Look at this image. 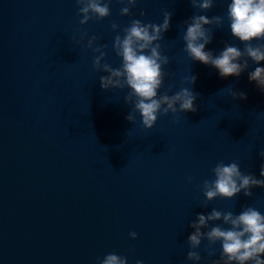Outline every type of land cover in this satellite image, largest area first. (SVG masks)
I'll return each mask as SVG.
<instances>
[{
    "label": "water",
    "instance_id": "obj_1",
    "mask_svg": "<svg viewBox=\"0 0 264 264\" xmlns=\"http://www.w3.org/2000/svg\"><path fill=\"white\" fill-rule=\"evenodd\" d=\"M228 3L214 0L201 12L189 0H137L131 15L121 16L124 5L111 0L108 17L80 25L75 0H0V264H98L109 253L127 264H195L186 256L188 223L197 213L239 214L252 206L264 214L261 188L200 206V185L218 162L235 161L260 178L264 92L248 73L264 61L249 60L240 76L222 78L183 51L192 15L224 17L220 27L206 26L212 41L205 50L215 56L226 43L243 49L230 33ZM165 11L170 27L159 43L169 63L158 94L189 87L197 110L158 116L144 129L138 113L135 123L126 119L129 89L102 90L106 73L92 66L98 53L83 46L86 39L75 41L82 31L96 35L94 46H107L102 63L117 68L112 42L119 29L132 19L162 23ZM229 87L247 98L233 99ZM207 243L196 249L199 264L219 258L220 243L214 256L204 251Z\"/></svg>",
    "mask_w": 264,
    "mask_h": 264
},
{
    "label": "clouds",
    "instance_id": "obj_2",
    "mask_svg": "<svg viewBox=\"0 0 264 264\" xmlns=\"http://www.w3.org/2000/svg\"><path fill=\"white\" fill-rule=\"evenodd\" d=\"M124 6L120 9L121 16L131 15L130 9L137 0H119ZM78 14L82 17L80 25L89 20H100L108 17L111 0H75ZM192 8L207 12L212 9L214 0H189ZM227 19L232 37L244 44L243 49L226 43L218 55L211 50H205L206 45L212 41V33L206 26L223 24L224 17L214 15H192L184 22L185 32L182 36L183 51L193 61L214 67L220 77H238L248 67V61L259 64L264 61V43L253 44L252 41H264V0H230L227 5ZM145 13L141 11L140 15ZM162 23H142L139 19H132L127 27L119 29L115 22L110 24L112 31L119 29L122 35H115L112 50L121 59L120 66L113 68L109 63H102L107 55L106 45L94 46L98 37L89 36L86 31L79 33L76 44L98 53L93 56L92 66L95 70L106 73L99 77L102 90L124 89L129 91L124 96L125 104H131V110L126 119L135 123L136 114L144 129L153 128L158 116L172 113L195 112L196 95L189 87H181L172 95L158 94L163 86L167 72L164 66L168 65L169 57L161 54L159 41L163 33L168 31L172 13L163 12ZM74 39V38H73ZM196 76L190 75L186 83L191 85ZM248 80L255 82L261 92H264V67H256L248 73ZM174 85H169V90ZM233 99H246V93L227 88ZM261 158L260 178L251 173H243L237 162L225 164L218 162L211 169L212 178L204 179L200 190L204 196L201 207L213 199H232L243 192L245 197L253 195L251 189H264V148L258 153ZM191 182V177L188 178ZM222 221V224L213 222ZM211 225V226H210ZM227 225L228 227H223ZM192 229L187 237L189 251L186 259L199 264L202 257L198 249L203 240L207 246L204 251L209 256L215 255L212 247L220 243L221 252L218 259L211 260L210 264H264V214L252 206H243L239 214L232 211H220L213 208L209 213H197L188 223ZM131 239L137 238L136 232H129ZM98 264H127V257L109 253L98 260ZM135 264H144L143 260H136Z\"/></svg>",
    "mask_w": 264,
    "mask_h": 264
}]
</instances>
